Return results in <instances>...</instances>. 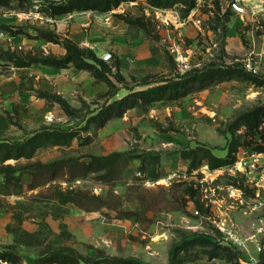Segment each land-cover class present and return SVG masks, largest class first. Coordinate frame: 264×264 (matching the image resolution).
I'll use <instances>...</instances> for the list:
<instances>
[{"label":"rangeland","instance_id":"374dc122","mask_svg":"<svg viewBox=\"0 0 264 264\" xmlns=\"http://www.w3.org/2000/svg\"><path fill=\"white\" fill-rule=\"evenodd\" d=\"M49 1L0 7V26L21 32L11 39L0 33V49L54 55L32 40L39 32L87 51L96 19L106 25L121 13L141 19L155 39L159 61L143 76L115 81L108 93L104 84L90 80L87 70L70 69L62 82H51L76 103L73 113L59 106L41 114L27 112L30 121L20 136L44 126L78 135L69 144L38 152L44 163H60L53 172L38 170L37 181L45 185L10 207L14 242L0 244V251L12 253L17 262L35 264H48L57 251L81 264L106 256L169 264L173 255L175 264H262L264 21H243L228 0H183L168 8L136 0L109 13L89 11L77 17L53 16ZM163 27L169 34L160 33ZM253 43L261 54L258 73L245 66ZM9 66L0 62V73H10ZM210 70L216 72L205 84L189 79ZM176 80L186 84L171 86L162 100L139 101L104 126L89 122L101 107L125 94ZM247 115L258 116V125L236 127ZM17 116L14 122L22 127ZM115 153L124 156L112 165L92 159ZM229 156L227 163L212 168V158Z\"/></svg>","mask_w":264,"mask_h":264},{"label":"trees","instance_id":"16d2710c","mask_svg":"<svg viewBox=\"0 0 264 264\" xmlns=\"http://www.w3.org/2000/svg\"><path fill=\"white\" fill-rule=\"evenodd\" d=\"M14 1L25 2L26 0H0V7H9L13 5ZM30 1V0H28ZM136 0H60L54 1L50 0L47 7L48 11L51 12L53 16L55 15H64V14H72V13H81V12H99V13H109L111 11L116 10L121 4L126 2H133ZM149 4L153 7L158 8H168L172 7L174 4L183 1V0H148ZM188 1V0H184ZM44 11V10H43ZM117 17L125 20L127 23L137 26L139 28H143L146 30L147 34H151L148 32V29L145 25L140 21L141 19L128 17L127 15L117 13L115 14ZM3 32H8L12 35H19L21 32H16L13 30L14 28H10L8 25L0 26ZM36 38L45 39L49 42L53 43H61V39L54 36L53 38H46L37 32ZM63 46L66 49V54L62 57H57L54 55L48 56H32V55H23L17 54L13 50H2L0 49V62L11 63L15 67H24L30 66L33 64H40L51 66L55 68H67L70 65L75 66L79 70H87L90 71L92 75H94L99 81H104L111 88H115V82L110 78L113 77L118 83H126V78L122 76L120 72V64L118 61H114L113 63L104 61L100 59L93 50L88 49L85 51L84 48H80L78 44L73 41H65ZM87 52V53H86ZM115 68V69H114ZM216 71L210 70L205 73H195L193 75L190 74V80L195 81L196 79L200 81L201 84H205L207 79H211L214 76ZM251 76L250 73L247 74ZM180 81V80H179ZM163 82L167 84H161L159 86L147 88L142 91H133L124 97L117 99L115 101L106 104V106L101 107L89 120L92 122H96L100 126H104L109 120L114 117L122 116L128 109H131L138 105L139 101L145 102H154L162 100L166 97L169 88L173 86L174 88L179 87L180 84L185 85V82ZM264 83V82H263ZM147 84V83H146ZM109 90V91H110ZM171 90V89H170ZM177 92V90H175ZM178 93V92H177ZM49 99H53L57 103L60 104L61 108L69 115H71L75 108H73L66 99L62 98L60 95H47ZM259 123L258 116H243L242 120H237V126L239 127L242 124H251L257 126ZM77 132L74 130H64L53 127H44L40 131L31 135L27 139L23 141H15L12 143L9 142H0V173L4 175V185L8 189L13 187L14 189H22L23 184L21 182L20 175L17 173H23L26 171V167H16L12 165H4L6 161L10 159L19 160L21 158L32 159L35 155L36 151L42 147L52 145H65L69 144L75 137H77ZM233 151H231L232 153ZM237 152V149L234 150ZM231 155V154H230ZM124 154H113L104 157H93V161L96 160L97 163L101 165H112L113 162L121 157ZM231 156H229L225 160H220L218 158L215 159V164H212V168L219 167L229 161ZM234 160V158H233ZM60 162H53L49 164H37V167H42L47 171L53 172ZM92 165V164H90ZM28 169V168H27ZM42 169V170H44ZM36 176V177H35ZM39 175H34L33 184H31L32 188H36L40 184L37 181V177ZM199 207V205H198ZM176 255V254H175ZM0 257L4 259H8L14 262L12 257L14 255L9 252H1ZM176 256L173 255L169 264H175ZM48 264H81L78 259L71 258L67 256L61 251H57L55 254H52L47 261ZM86 264H144L133 259H126L117 256H106L99 260H94L92 262H85ZM264 264V255H263V263Z\"/></svg>","mask_w":264,"mask_h":264},{"label":"crops","instance_id":"0c3cea01","mask_svg":"<svg viewBox=\"0 0 264 264\" xmlns=\"http://www.w3.org/2000/svg\"><path fill=\"white\" fill-rule=\"evenodd\" d=\"M70 14V17H77L78 14ZM93 11H90V15ZM114 13V16L117 19H113L106 25H103L102 22L99 23L98 19L92 27L90 28V49L95 52V54L103 60V55L106 53H111L113 56V62L116 60L120 64V72L122 76L126 79L127 76L131 75L133 77H140L148 73L153 66H155L159 57L157 55V44L152 37H150L146 30L139 28L132 24L127 23L125 20L117 17ZM78 19V18H77ZM72 30L76 29L75 25H72ZM110 26V28H108ZM10 28H13L10 26ZM78 31V29H76ZM1 31L0 33H2ZM160 33L169 34V30L164 27ZM9 39L14 38L18 35H12L8 32H4ZM68 37V36H66ZM4 39V38H2ZM0 39V43L3 40ZM31 40V39H30ZM32 40L37 41V43H44L48 47L52 54L62 57L66 54V49L61 43L49 42L45 39H39L35 36L32 37ZM83 39H78V43L83 44ZM9 41V40H7ZM235 45L237 49L239 48V41L235 40ZM88 43V40H87ZM89 44V43H88ZM9 50V46L5 48ZM110 62V63H113ZM11 67L10 73L7 75L0 73V142H15L23 141L40 131L44 126L39 130L32 132L26 136H20L24 134L26 124L29 123V118L26 116L28 113H45L48 109L54 108V106H59V108L64 111L60 104L49 99L47 95H60L62 98L66 99L72 107H76V103L70 102V97L67 93L59 88L55 89L52 81L55 82V85L63 80V73L70 69L79 71L75 66L70 65L67 68H55L46 65L33 64L30 66L24 67ZM115 69V68H114ZM110 78L115 82V79L110 76ZM90 80L97 85H103V90L106 88L108 93L110 88L104 81H99L94 75L90 73ZM106 87V88H105ZM127 95V94H125ZM124 95V96H125ZM122 96V97H124ZM15 115L20 119L22 127L16 125ZM26 123V124H25ZM19 124V123H18ZM29 129V128H28ZM59 146V145H57ZM42 150L38 149L32 159L21 158L19 160L10 159L5 162L4 165H12L16 167H26V171L23 173H17L20 175L21 182L23 184L22 189H8L4 185V175L0 173V244L1 245H11L14 242V236L9 231V228L12 227L15 223L14 212L12 207L20 201L23 195H27L29 192H35L36 189L42 187L45 184L39 185L36 188H32L34 178L33 174L37 171L44 168L37 167V164H49L44 163L43 160L37 158L38 152ZM38 159V160H37ZM39 161V162H33ZM32 163L31 164H29ZM28 168V169H27ZM45 170V169H44ZM28 177V180L25 179ZM31 178V179H29ZM6 204L8 208L3 205ZM11 207V208H10Z\"/></svg>","mask_w":264,"mask_h":264},{"label":"built area","instance_id":"2783aa9c","mask_svg":"<svg viewBox=\"0 0 264 264\" xmlns=\"http://www.w3.org/2000/svg\"><path fill=\"white\" fill-rule=\"evenodd\" d=\"M228 6L230 9L237 14L243 21L247 18L248 22H256L262 19L264 21V0H228ZM264 30V28H263ZM260 52L257 51L256 43H253L250 49L245 66L252 72L258 73L260 70L259 60ZM103 60L109 62L113 58L111 53L103 55ZM0 264H35L28 260L23 262H14L8 259L0 257Z\"/></svg>","mask_w":264,"mask_h":264}]
</instances>
